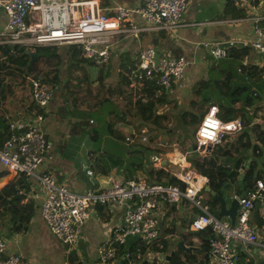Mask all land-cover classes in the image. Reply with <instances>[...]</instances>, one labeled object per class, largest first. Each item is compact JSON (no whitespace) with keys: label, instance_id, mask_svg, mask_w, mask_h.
I'll use <instances>...</instances> for the list:
<instances>
[{"label":"built area","instance_id":"1","mask_svg":"<svg viewBox=\"0 0 264 264\" xmlns=\"http://www.w3.org/2000/svg\"><path fill=\"white\" fill-rule=\"evenodd\" d=\"M251 1L234 0V3L247 9ZM187 6L188 0H140L136 6L115 5L107 11L97 0H0V9L6 16V23L0 30V44L75 45L86 60L95 66L105 67L115 55L112 41L115 36H138L148 30H163L176 35L180 27L203 26L204 22L182 23ZM252 21L253 38L250 40L207 41L197 46L204 51V56L215 60L224 58L229 47L248 46L259 56L258 68L264 69V16H255ZM204 56L191 60L183 55L174 58L147 47L137 52L132 74L152 81L156 88L154 94L161 96L169 94L174 87H183L188 66L200 63ZM28 82L35 112L29 121L9 122L11 133L0 146V188L13 182L19 174L26 175L31 182L30 189L26 193L19 191V194L24 195L26 201H40V214L48 231L67 251L74 247L80 227L96 207H117L123 210L121 228L110 242L97 247L99 263L109 264L116 259L114 244H124L131 237L140 238L145 243L156 240L158 206L161 203H178L182 199L200 211L190 221L189 228L195 232L210 228L214 234L210 240L209 262L238 264L239 247L257 243V229L250 225L249 220L255 201H259L264 209V179H257L253 188L243 196H234L238 200V208L235 223L231 225L229 221L213 216L205 207L202 189L206 178L195 171L188 159L191 154L199 158L209 155L215 145L226 140V136L242 132L244 126L239 117L223 120L218 106L208 105L196 129L194 146L174 153L170 160L179 166L174 176L182 185L147 182L142 177L112 179L102 191L88 189L77 193L57 184L52 174L38 172L50 147L40 125L52 99L53 88L41 77H29ZM140 99L143 104L147 103L146 97ZM136 138L129 134L125 141L132 143ZM141 140L147 138L141 136ZM261 145L264 149V139ZM158 161V157H153L154 163ZM244 166L238 169L240 173ZM87 173L92 172L88 170ZM146 260L162 264L164 257L161 253L149 252ZM0 264L29 262L21 254L8 252L6 240L0 235Z\"/></svg>","mask_w":264,"mask_h":264},{"label":"crops","instance_id":"2","mask_svg":"<svg viewBox=\"0 0 264 264\" xmlns=\"http://www.w3.org/2000/svg\"><path fill=\"white\" fill-rule=\"evenodd\" d=\"M74 1L85 2L88 0ZM97 1L107 11L115 5L136 6L140 2V0ZM227 1L188 0V6L182 16V23L204 22L205 24L203 26L187 25L180 27L176 35L163 30H148L139 33L138 36L121 34L113 37V43L118 46L115 50V55L111 58L113 66L121 53H128L134 60L137 52L147 47L158 49L163 55L168 57L176 58L183 55L191 60L193 57L204 56V51L197 46L199 43L224 41L227 39H252V19L255 16H264V0L252 1L247 8L246 16L243 18L232 17V14L225 8ZM232 1L234 4V0ZM5 23L6 16L0 9V30ZM65 61L67 60L65 59ZM257 61H260L259 56L252 50L247 60L243 63L255 65ZM206 62L209 66L208 58H206ZM195 64H192L193 67L189 65L186 69L184 86L180 88L174 87L166 95L168 102L159 111L168 112L174 107L175 110H172V114L175 118L180 116V111L189 107L188 103L192 94V87L197 82L193 77V71L204 67L203 63L196 66ZM255 73V78H258V80L252 85V89L258 94H262L263 100L258 105H260L261 111L264 112V77L259 72ZM94 79L95 77L92 80ZM69 82H65L64 85L63 80H60L55 85L52 99L40 125L41 131L50 147L38 172L52 174L57 184L63 185L77 193H83L88 189L102 191L110 185L112 179L126 180L142 177L147 181V171L149 169L162 168L174 176L179 170V166L170 160L174 153L185 151L190 147V142L184 139L186 135L179 132H171L168 137L159 135L155 137L153 142H149V135L144 134L142 137H146L147 140L142 141L141 137L137 136L136 142H132V144L116 140L110 136L106 123L101 124L98 129L96 128L99 121L105 117L102 110L95 104L91 105V107L77 104L74 94H70L66 90ZM27 94L29 101L26 104L10 99L11 103L17 104H12L11 109L6 111L5 117L10 122L29 121L33 118L35 108L31 109L28 107L32 103L29 90ZM180 104L182 105L180 106ZM254 122L258 123L264 130V117L257 115ZM118 127L125 136L132 134L131 128H127V126L119 125ZM247 131L252 145L257 144L255 133L251 132L249 128ZM91 150L105 153L111 159L122 158L123 163L117 168H112L107 163L108 172L103 174L99 172V169L91 167L92 159H89L90 155L88 154ZM246 156L248 160L254 161L257 169L264 168L262 165V162H264V149L261 146L259 151L254 152L253 149H249ZM153 157H158L159 161L154 163ZM189 161L191 164V159ZM247 161L243 165H246ZM228 164H233V160L229 161ZM1 170L2 168L0 167ZM88 170L92 173L88 174ZM223 191L227 205H229L230 200L235 195H240L233 192L232 189L226 190L225 188ZM202 195L203 202H205L204 205L208 208L209 195L207 193H202ZM29 200L34 202L36 209L31 218L28 231L10 235H7V233L0 234L6 237L8 252L21 254L29 264H66L65 255H68L73 250L83 264H99L97 247L102 243L110 242L119 232L123 221L122 209L117 207H96L87 222L80 227V234L74 247L67 251L48 231L40 214V201ZM199 212L198 208L185 199L173 204L161 203L158 206L156 214L159 222L156 240L159 243L161 241L168 243V251L163 254L164 258L170 252L175 253L182 245L186 248H199L200 240L196 236L195 231L189 228L190 221ZM221 219L229 221L225 217ZM249 221L250 225L257 229L258 241L246 247H239L238 264H259L264 262V224H259L252 212ZM146 256L147 254L144 257L145 262L141 261L139 264H157L156 261H147ZM209 264L213 263L209 262Z\"/></svg>","mask_w":264,"mask_h":264},{"label":"trees","instance_id":"3","mask_svg":"<svg viewBox=\"0 0 264 264\" xmlns=\"http://www.w3.org/2000/svg\"><path fill=\"white\" fill-rule=\"evenodd\" d=\"M234 4L232 0H228L225 5L226 10L232 14L233 18L245 17L247 9ZM251 51L250 47L242 45H235L226 49V56L222 59H234L239 62L237 71L239 75L235 78L234 73L222 67L220 63L222 59L215 60L211 56H204L208 58V66L206 58L202 57L200 59L201 64L204 62L207 64L205 77L197 81L192 87V93L200 96V101L191 100L189 107L179 112L184 123L191 129L192 135L195 134L200 120L210 104L218 106L221 119L230 120L239 117L244 126L243 131L232 141L228 140L230 135L226 136L227 142L215 145L209 155L191 159V166L206 178L202 189L203 193H206L205 186L218 193L224 185H227L226 190L232 189L236 194H240L253 188L257 179H264V168L257 169L254 161L248 160L246 156L249 149H253L254 152L259 151L264 139V130L258 123L254 122L257 111L261 110L258 104L263 100V96L252 89V85L258 80L255 78V72H259L264 77V69L258 68L256 64L243 63ZM31 54L34 56L33 59ZM61 55L65 56L69 60V64L76 68L81 64L88 63L100 69L96 80L101 82L104 78L101 67L95 66L82 57L80 49L75 45H70L62 54L57 45L0 44V106L4 105L3 102L6 101L5 94H12L9 85L11 86L10 82L16 75H19L22 81L27 82L29 77H41L54 88L60 82L58 70L62 66ZM117 58L114 67L117 70L118 84L117 87L109 89L108 96L96 103L105 115L103 120L96 125V128L98 129L101 124L106 123L110 136L120 141H123L125 136L118 127L119 125L130 127L131 135L139 138L144 134L147 135L145 129L147 127L142 126V122H151L154 129L162 128L169 132L170 127L161 126L160 122L161 120L167 121L171 117L167 115V112L161 113L159 111L168 102L166 100L167 94L156 96L154 94L156 88L152 81L132 74L133 60L128 53H121ZM38 65H42L44 70H38ZM50 73H52L51 76ZM14 83L17 84L15 81ZM3 84L8 86L7 90L2 89ZM142 96L147 98V103H142L140 99ZM120 102L122 105L119 104ZM28 107L32 109L35 108V105L31 103ZM9 122L10 120L5 117V114L0 113V146L11 133ZM248 128L255 133L258 142L255 145L250 142ZM148 139L152 142L155 137ZM131 153L133 152L131 151ZM88 154L90 155L89 159H92L91 167L99 169V172L103 174L108 172L107 163L112 168H117L123 163L122 158L111 159L107 154L98 151L91 150ZM234 154H238L236 160L233 164H228L229 161L233 160ZM223 159H226L225 164L222 163ZM245 161L247 164L244 166L243 172L240 173L238 169ZM262 165L264 166V162ZM147 176L148 182L182 185L175 176L162 168L149 169ZM30 186L31 182L28 177L19 174L13 182L0 188V234L7 233L10 235L28 231L36 206L32 200L26 201L25 196L19 194V191L26 193ZM208 195L210 199V202L207 201L208 210L217 217L219 203L213 196ZM251 212L259 224H264V209L259 201L253 203ZM195 234L200 240L199 248L183 250L180 246L171 256L168 264H209L210 240L214 234L210 228L195 232ZM114 246L116 247V259L109 264H139L141 261L145 262L144 257L149 252L165 254L168 251L166 241L159 243L154 240L145 243L136 237L128 238L124 244H114ZM65 262L66 264H83L74 250L65 255ZM261 263L264 264V262Z\"/></svg>","mask_w":264,"mask_h":264},{"label":"rangeland","instance_id":"4","mask_svg":"<svg viewBox=\"0 0 264 264\" xmlns=\"http://www.w3.org/2000/svg\"><path fill=\"white\" fill-rule=\"evenodd\" d=\"M57 46L60 47L61 53L64 54V52L67 50V48L70 45L64 44V45H57ZM117 47L118 46L115 44L114 48L117 49ZM65 59H66V57L61 55L62 66H60L59 70H58L59 71V78L62 77L60 80H63L64 85H65V82L70 81L68 86L66 87V90L68 93L74 94L77 104H80L82 106L83 105L88 106V107H91V105H93V104L96 105V103L100 99L109 95V89L110 88L117 87V84H118L117 70L114 67L116 65V62L114 63V66H113V64L110 60L109 63L105 67H101L102 75L104 78H102V81L99 82L96 79L99 75L100 69H98V68H96V67H94L88 63L87 64H81L79 67L76 68L73 65L69 64V60L66 59L67 61H65ZM220 63L222 64L223 68H226L229 72L234 73V78L239 75V74H237V71L239 68V62L237 60L222 59V60H220ZM197 64H201V62L197 63ZM203 64H204L203 68L194 69V71H193V77L197 81H199L205 77V68H206L207 64L205 62ZM190 67H193V65H191ZM38 70H44V67L42 65H38ZM51 75H52V73H50V76ZM94 77H95V79L92 80ZM14 81L17 84H15ZM10 83H11V86L9 85V87H11L13 95L12 94L11 95L5 94V100L6 101H4L5 103L3 102L4 105L0 106V113H2V114L3 113L6 114L7 113L6 111L11 109L12 104L13 105L16 104L14 102L11 103L10 99H15V102H18V103L23 102L24 104H26L29 101V96L27 94L28 90H29L27 81H22V78L19 75H16L15 77H13V79ZM2 89L7 90L8 86L3 84ZM207 92H209V91H207ZM29 94H30V90H29ZM200 98H201L200 96L194 95L193 93L190 95V101L195 100L198 102V101H200ZM30 100H31V97H30ZM190 101H189V103H190ZM119 104L122 105V102H120ZM181 105L182 104H180V106ZM172 110H175L174 107L171 110H169L168 112L166 111L168 113V114L167 113L166 114L168 116H170L171 118L167 121L161 120V122H160L161 126L171 127L173 125L174 115L172 114ZM160 112L164 113V110L160 111ZM257 115L264 117V112L261 110L259 112L257 111ZM134 120H133V122H134ZM142 126L147 127L145 129L147 131V135H149L148 138L158 137L159 135L168 137V135L171 134L168 132L167 129H165V130L162 128L154 129L152 127L153 124L151 122H142ZM127 128H130V127L127 126ZM237 134H239V133H237ZM230 136L231 137H229L228 140L232 141V139H234L237 135L233 134ZM185 137L186 138H184V139H186V140H188V142H190V144H189L190 147L187 149V150H190L195 143V134L194 135H192V133H190L188 135L186 134ZM123 141H125V140H123ZM225 141H223V142L226 143L227 141L226 142ZM149 142H151V141H149ZM237 156H238V154H234L233 162L236 160ZM194 158H199V157L196 154H191L188 157L189 160L194 159ZM225 162H226V159H223L222 163L225 164ZM207 195H208V193H207ZM203 203L205 204V202H203ZM1 236H3L4 239L6 240V237L4 235H1ZM63 248H64V246H63Z\"/></svg>","mask_w":264,"mask_h":264},{"label":"water","instance_id":"5","mask_svg":"<svg viewBox=\"0 0 264 264\" xmlns=\"http://www.w3.org/2000/svg\"><path fill=\"white\" fill-rule=\"evenodd\" d=\"M32 59L34 58L33 54H31ZM171 132H179L183 135H188L191 133V129L184 123L183 118L181 116H176L174 118V123L173 125L169 128V133ZM227 185H224L218 193H215L214 191H211L210 188L208 186H205L204 190L206 193L211 194L214 199L219 203V207H218V213H217V217L219 219L221 218H227L230 222L231 225H233L235 223V219H236V214H237V208H238V200L236 197H233L230 200L229 205H227V202L224 198V189L226 188ZM245 194V192H241L240 196H243ZM183 248L186 249V247H184L182 245ZM173 252H170L168 254L165 255L164 258V264H168L169 260L171 258V256L173 255Z\"/></svg>","mask_w":264,"mask_h":264},{"label":"clouds","instance_id":"6","mask_svg":"<svg viewBox=\"0 0 264 264\" xmlns=\"http://www.w3.org/2000/svg\"><path fill=\"white\" fill-rule=\"evenodd\" d=\"M125 140V139H124ZM218 218V217H217ZM223 220V219H222ZM163 264V263H162Z\"/></svg>","mask_w":264,"mask_h":264}]
</instances>
